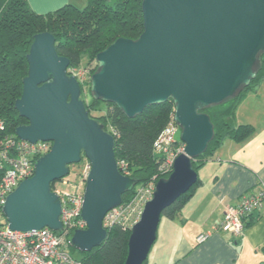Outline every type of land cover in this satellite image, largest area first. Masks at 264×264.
Here are the masks:
<instances>
[{
	"label": "water",
	"instance_id": "95a60500",
	"mask_svg": "<svg viewBox=\"0 0 264 264\" xmlns=\"http://www.w3.org/2000/svg\"><path fill=\"white\" fill-rule=\"evenodd\" d=\"M141 9L140 36L118 38L96 55L91 96L114 104L128 118L171 100L185 147L170 175L156 182L130 229L124 264H144L162 212L196 183L192 161L205 152L214 134L203 110L248 86L264 53V0H142ZM26 60L28 71L14 108L28 123L17 126L14 135L52 146L35 161L33 176L8 195L3 214L12 230L60 231V200L51 184L85 158L90 170L81 218L87 227L73 231L69 245L88 253L107 238L105 214L138 182L118 171L114 139L90 116L79 82L67 72L69 60L56 53L55 37L34 35Z\"/></svg>",
	"mask_w": 264,
	"mask_h": 264
},
{
	"label": "trees",
	"instance_id": "16d2710c",
	"mask_svg": "<svg viewBox=\"0 0 264 264\" xmlns=\"http://www.w3.org/2000/svg\"><path fill=\"white\" fill-rule=\"evenodd\" d=\"M141 4L142 0H86L82 9L64 5L47 14H36L25 0H0V141L5 137L13 138L15 128L28 123L18 115L14 104L22 93V80L28 71L26 56L34 35L48 32L55 37L56 53L69 60L67 72L70 75L81 67L84 60L94 62V67L89 69L92 76L97 70L95 57L98 53L118 38L136 40L143 32ZM254 69L256 76L237 95L203 110L212 123L214 134L205 152L192 161L196 172L212 159L224 140L242 143L254 134L251 125L235 123V112L240 102L255 92L264 80V53ZM80 88L81 94L84 88L87 89L89 100L84 99V103L90 116L101 123L114 139L116 162L123 161L128 166L130 177L138 182L122 196V202L129 201L136 187L148 183L153 177L156 181L167 177L158 171L160 156L153 152V144L172 122L173 102L168 100L148 106L138 116L128 118L114 104L92 98L90 79L80 84ZM200 184L197 177L196 183L166 208L161 218L174 220ZM254 221V216L250 215L244 226ZM129 235L128 228L112 227L107 231L106 240L90 252L82 253L79 261L81 264H124ZM261 251L264 253V244ZM146 262L147 259L144 264Z\"/></svg>",
	"mask_w": 264,
	"mask_h": 264
},
{
	"label": "crops",
	"instance_id": "0c3cea01",
	"mask_svg": "<svg viewBox=\"0 0 264 264\" xmlns=\"http://www.w3.org/2000/svg\"><path fill=\"white\" fill-rule=\"evenodd\" d=\"M25 1L36 14H47L64 5L78 9L86 6V0ZM235 123L251 125L254 134L242 143L223 141L204 165L209 169L197 176L201 184L180 214L172 221L160 219L147 264H244L246 255L254 258L249 264H263L264 205L238 237L222 232L219 226L227 207L255 194L264 184V80L240 102ZM204 234L208 238L198 243L197 238Z\"/></svg>",
	"mask_w": 264,
	"mask_h": 264
},
{
	"label": "built area",
	"instance_id": "2783aa9c",
	"mask_svg": "<svg viewBox=\"0 0 264 264\" xmlns=\"http://www.w3.org/2000/svg\"><path fill=\"white\" fill-rule=\"evenodd\" d=\"M71 75L79 84L90 79L81 68L73 70ZM178 129L172 119L153 144V152L160 156L158 171L164 176L172 172L175 159L184 153L185 145L176 139ZM51 146L50 142L32 144L15 136L0 141V264H81L69 252V236L73 231L87 227L81 218V209L85 181L90 170L88 161L85 170L78 175V182H69L67 175L53 183L51 190L60 200V231L48 228L27 232L12 230L3 214L8 195L19 183L33 176L35 161L47 154ZM117 167L122 176L130 177L128 166L123 161L118 162ZM155 185L156 177H153L148 183L136 187L129 201L122 202L105 214L102 227L106 231L117 225L131 229L139 220L145 203L152 198ZM65 187L68 190L64 191ZM263 205L264 184L255 194L243 196L235 206L227 207L219 229L232 237L240 236L245 219L258 212ZM207 238L208 234L200 235L197 242L202 243Z\"/></svg>",
	"mask_w": 264,
	"mask_h": 264
},
{
	"label": "rangeland",
	"instance_id": "374dc122",
	"mask_svg": "<svg viewBox=\"0 0 264 264\" xmlns=\"http://www.w3.org/2000/svg\"><path fill=\"white\" fill-rule=\"evenodd\" d=\"M94 65H95L94 62L87 63V61L84 60L82 62V64H81L80 68L82 70H84L88 74V76L91 77V75L89 74V69L93 68ZM81 95H82L83 99L89 100V96L87 95V89L84 88V90H83ZM179 138H180V130L178 129L177 135H176V139L180 140ZM85 165H87V160L84 159V160H81V162L79 164L71 167L70 168V173L68 174V177H66V179H68L69 182H78L79 181V176L78 175H80L83 172V170H85ZM208 169H209V167H207V166L200 167L197 170V176L200 178V176H202ZM169 175H165V176L168 177ZM167 177H164V179H166ZM63 190L64 191L68 190V187L63 188ZM69 252L76 259H80L81 256H82V253L80 251H78V250H76L74 248H71V247L69 248ZM149 259H150V257H149ZM244 260H245L244 264H249L250 262H254V258L252 256H250V255H246ZM263 264H264V261H263Z\"/></svg>",
	"mask_w": 264,
	"mask_h": 264
}]
</instances>
